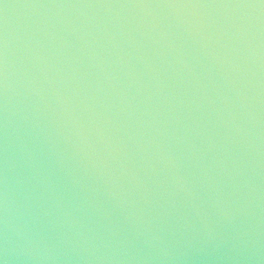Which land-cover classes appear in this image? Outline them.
<instances>
[{"label":"water","instance_id":"95a60500","mask_svg":"<svg viewBox=\"0 0 264 264\" xmlns=\"http://www.w3.org/2000/svg\"><path fill=\"white\" fill-rule=\"evenodd\" d=\"M0 264H264V0H0Z\"/></svg>","mask_w":264,"mask_h":264}]
</instances>
